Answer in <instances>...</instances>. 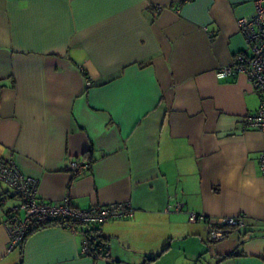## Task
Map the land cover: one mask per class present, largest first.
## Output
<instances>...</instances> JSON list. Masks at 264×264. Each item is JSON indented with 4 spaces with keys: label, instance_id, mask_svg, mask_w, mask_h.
Segmentation results:
<instances>
[{
    "label": "crops",
    "instance_id": "1",
    "mask_svg": "<svg viewBox=\"0 0 264 264\" xmlns=\"http://www.w3.org/2000/svg\"><path fill=\"white\" fill-rule=\"evenodd\" d=\"M254 1L0 0V158L42 201L129 202L131 218L91 226L119 264H264V138L242 129L259 98L245 75L217 77L247 49L237 19ZM15 203L0 204V264H107L81 253L80 226L9 251ZM188 212L246 224L210 241Z\"/></svg>",
    "mask_w": 264,
    "mask_h": 264
},
{
    "label": "built area",
    "instance_id": "2",
    "mask_svg": "<svg viewBox=\"0 0 264 264\" xmlns=\"http://www.w3.org/2000/svg\"><path fill=\"white\" fill-rule=\"evenodd\" d=\"M161 6L157 7L160 10ZM237 26L243 35L247 49L236 53L231 64L219 67L218 78L229 77L233 73L243 74L251 88L257 93L259 106L253 113L247 114L242 119V129H255L264 138V0L254 1V12L250 16L237 19ZM213 35V32H209ZM89 87L92 82L85 80ZM258 165L264 175V150L259 153ZM89 162L70 160L68 168L73 174L88 170ZM0 182L6 184L11 194L0 196V204L11 197L16 203L5 211L2 221L9 236L8 250H14L22 241L30 224L35 221L59 219L69 221V229L76 231L80 226L82 235L81 253L91 259L102 258L100 254L92 251L91 243H97L99 238L90 231L91 226L101 224L111 219H127L134 215V209L129 202L111 203L107 205H92L86 209L72 207L66 198L62 202L48 203L39 199L37 195L38 182L35 178L21 172L14 158H0ZM174 211H182L183 204L176 201L170 206ZM190 222H204L207 227V239L217 241L224 238L223 226H245L244 216H228L209 218L203 214L188 212ZM107 264H119L114 258H107Z\"/></svg>",
    "mask_w": 264,
    "mask_h": 264
},
{
    "label": "trees",
    "instance_id": "3",
    "mask_svg": "<svg viewBox=\"0 0 264 264\" xmlns=\"http://www.w3.org/2000/svg\"><path fill=\"white\" fill-rule=\"evenodd\" d=\"M53 225H61L63 227H68L70 226V222L69 221H60L59 219H50V220H45V221H38L35 220L30 224V227L27 229L22 241L20 242V244L18 245V247L20 248L21 254H23V247L24 244L27 240V238L34 233L35 231L48 227V226H53ZM225 227H232L233 229L235 228H239L237 226H223V230L225 229ZM90 231H93L90 229ZM97 238H99V241L97 243L92 244V251H94L97 254H100L103 257H106L108 254L106 252L105 249V239L100 235V234H96ZM224 237H225V230H224ZM229 255V254H227Z\"/></svg>",
    "mask_w": 264,
    "mask_h": 264
},
{
    "label": "rangeland",
    "instance_id": "4",
    "mask_svg": "<svg viewBox=\"0 0 264 264\" xmlns=\"http://www.w3.org/2000/svg\"><path fill=\"white\" fill-rule=\"evenodd\" d=\"M18 252V247L14 249V254Z\"/></svg>",
    "mask_w": 264,
    "mask_h": 264
}]
</instances>
